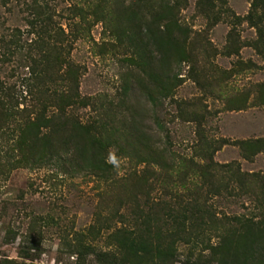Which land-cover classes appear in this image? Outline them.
Segmentation results:
<instances>
[{
  "label": "rangeland",
  "instance_id": "rangeland-1",
  "mask_svg": "<svg viewBox=\"0 0 264 264\" xmlns=\"http://www.w3.org/2000/svg\"><path fill=\"white\" fill-rule=\"evenodd\" d=\"M133 2L0 0V264H116V241L133 229L128 214L137 202L146 206L166 201L177 207L180 198H191L192 193L201 203L206 198L217 218L205 235V243L210 244L237 228L235 217L259 216L252 200L264 199V153L244 158L237 145L225 144L214 151L217 144L213 142L264 138V104L258 98L264 61L246 45L256 36L244 19L251 0L216 2L214 11L221 12L218 22L213 14H200L199 0H178L174 18L182 29L160 51L151 47L154 56H163L162 71L174 77L170 94L159 98L156 107L141 97L138 86L129 99L122 94L128 74L142 75L134 66L129 42L132 26L155 22L154 32L165 38L157 31L163 30L164 22L153 21L145 9L140 12L141 20H134ZM153 2L156 7L159 0ZM37 6L47 8L54 23L64 29L60 42L46 43L56 46L58 54L75 67L79 98L85 99L66 107L65 118L85 128L105 121L116 127V137H111L115 143L98 150L108 164L103 176L90 168L69 165L73 152L91 154L80 147L75 133L69 134L71 129L64 133L66 152L56 143L57 133H34V115L40 106L28 56L40 57L39 26L33 23L31 9ZM231 14L239 18L237 22ZM232 28L238 53L229 54L227 38ZM138 106L142 113L137 112ZM149 109L166 124L171 140L166 151L165 132L157 128L152 115L147 117ZM52 112L57 111L48 106L46 115ZM61 120L56 114L52 124L59 125ZM134 125L152 149L164 154L165 166L161 161L145 160L148 150L136 146ZM46 133L63 155L61 161L48 159L46 147H39L41 143L35 140ZM202 139L211 144L209 151L217 166L210 172L216 181L227 180L230 173L218 167L227 163L262 178L247 183L254 196L250 192L239 198L232 192L209 196V184L196 164L206 160L199 154ZM166 159H173L171 169ZM232 191L241 193L237 186ZM176 250L173 264H202L199 258L208 252L203 245L182 242Z\"/></svg>",
  "mask_w": 264,
  "mask_h": 264
},
{
  "label": "trees",
  "instance_id": "trees-1",
  "mask_svg": "<svg viewBox=\"0 0 264 264\" xmlns=\"http://www.w3.org/2000/svg\"><path fill=\"white\" fill-rule=\"evenodd\" d=\"M224 3V0H199L198 10L200 14L209 16L213 14L214 22H218L221 17L219 11H214L215 3ZM133 7L135 8L134 20L139 21L143 16L140 15L142 9L150 13L152 20L157 23H163V30H158V33H163L165 38L159 37L157 32H154L156 25L152 22L151 25L141 21L137 27H134L129 36V42L134 51V61L137 72L141 73L132 76L128 74L122 84V94L125 98L129 99L130 93H133L138 86L142 90L143 99L152 107L157 106L159 98H166L170 94L171 80L174 78L162 71L163 64L161 59L163 56L159 54L158 57L153 55V50L160 51L166 43L172 42L173 33L181 30L177 24L174 10L178 5V0H159L158 5L155 7L153 0H134ZM34 14V22L39 26L38 37L40 39L38 46L40 57L30 58V68L32 79L36 82L37 91L35 99L39 105V112H36L35 117V131L39 134L38 130L48 131L47 133H57L59 140L56 142L66 152V145L68 144L67 134L75 133L79 139V145L83 149L88 150L91 154L87 157L81 150L73 152L75 155L69 157L72 168L87 169L90 168L103 176L107 171L108 164L104 162L102 154L98 150L110 148L115 141H111V137H116V127L108 125L105 122L90 124L88 127L71 124L65 118L66 107L73 104H82L85 99L79 98L78 93V76L76 75L75 67L70 65L68 61L64 60L58 53L56 46L50 47L47 40H56L60 42L61 34L64 35V29L61 25L54 23L50 11L45 7L37 6L31 7ZM46 11H43V10ZM80 8L74 10H79ZM160 9L162 13L157 12ZM81 15V14H80ZM234 21L239 19L235 15H229ZM245 21L250 27L255 29V38L249 40L246 45L255 50L256 54L264 61V0H251L250 11L244 17ZM236 22H232L233 26ZM155 25V26H154ZM146 29L142 30V27ZM163 31V32H162ZM55 35V38L53 37ZM116 35V34H115ZM228 53H238L236 49L233 28L228 35ZM245 45V46H246ZM47 50H42L45 48ZM42 50V51H40ZM161 63L156 66L155 63ZM250 62V61H249ZM248 62V63H249ZM59 66V68H58ZM61 66H64L62 72H59ZM57 69L55 70V68ZM64 87V88H63ZM137 89V88H136ZM258 98L264 104V82H261ZM133 95V94H132ZM54 107L57 111L52 112L50 116L46 115V110ZM142 109L138 106V113H142ZM153 109L146 112L149 113L147 117H151ZM56 114H60L62 120L59 125L52 124ZM146 115V113H145ZM50 117V118H49ZM152 121L157 128L165 132V149L171 147L170 134L162 121H159L152 115ZM34 124L30 122L29 125ZM135 134L132 135L133 140L138 147L147 149L148 162L153 161L158 163L163 162L162 156L158 151L152 149L149 141L146 140L144 133L138 129L136 125L133 126ZM62 132V135L60 133ZM47 133L44 134L39 140L35 139L39 147H46L48 159L56 157L57 160H62L63 155H60L55 145L50 140ZM68 134V135H69ZM116 140V139H115ZM87 142V147L84 146ZM215 150L219 149L225 144L237 145L242 150L244 158H250L258 153H264V138H256L250 140H235L230 143L227 139L213 141ZM45 145V146H44ZM200 155L206 159L203 164H197L199 167V174L205 182L209 184V196H218L222 192L228 195L232 192L234 196L239 198L241 194L253 192L247 187V183L252 181H261L262 178L258 174L242 173L238 165L227 163L218 165L222 169H226L230 173L227 180L216 181L215 175L210 171L217 166L212 160L210 153V142L206 139L198 144ZM35 148V147H34ZM37 150V149H35ZM62 150V151H63ZM160 152V151H159ZM141 153V152H140ZM140 155V154H139ZM138 155V156H139ZM46 157V155H45ZM171 157V156H170ZM44 158V156L42 157ZM55 158V160H56ZM92 158V159H91ZM98 162V163H93ZM163 160V161H162ZM168 161V162H167ZM165 162V161H164ZM163 162L164 166L165 163ZM168 168L173 167V159H166ZM195 162H192L194 164ZM98 164V166H96ZM102 164L101 166H99ZM68 165V164H66ZM105 167V169L103 168ZM236 184V185H234ZM235 186L241 193H235ZM264 195V193H262ZM192 195V196H191ZM191 198H180L177 201V207L169 202L162 201L154 205H141L136 203L135 210L130 214L133 229L126 231L127 233L121 235V239L117 240L116 264H173L177 254V244L182 242L192 246L203 245L207 250V255L199 260L202 264H264V199H253L255 203L254 208L259 210V216L256 218L238 216L234 220L237 224L231 233L222 235L215 243H205V235L210 230L212 224L217 221L215 212L212 211V206L207 203V199H203L202 203L199 201L198 196L190 194ZM207 196V197H209Z\"/></svg>",
  "mask_w": 264,
  "mask_h": 264
}]
</instances>
